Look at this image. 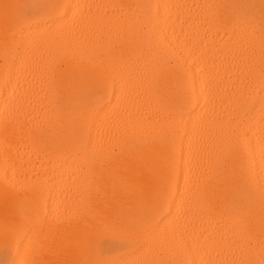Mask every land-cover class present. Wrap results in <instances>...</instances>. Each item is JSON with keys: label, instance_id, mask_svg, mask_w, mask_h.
<instances>
[{"label": "bare ground", "instance_id": "bare-ground-1", "mask_svg": "<svg viewBox=\"0 0 264 264\" xmlns=\"http://www.w3.org/2000/svg\"><path fill=\"white\" fill-rule=\"evenodd\" d=\"M0 264H264V0H0Z\"/></svg>", "mask_w": 264, "mask_h": 264}]
</instances>
